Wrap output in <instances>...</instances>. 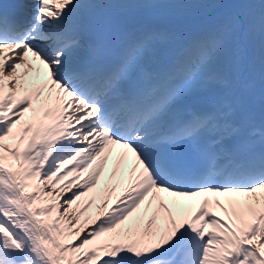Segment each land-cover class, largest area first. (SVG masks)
Returning a JSON list of instances; mask_svg holds the SVG:
<instances>
[{
	"label": "snow or ice",
	"instance_id": "1",
	"mask_svg": "<svg viewBox=\"0 0 264 264\" xmlns=\"http://www.w3.org/2000/svg\"><path fill=\"white\" fill-rule=\"evenodd\" d=\"M0 264H264V0L0 2Z\"/></svg>",
	"mask_w": 264,
	"mask_h": 264
},
{
	"label": "bare ground",
	"instance_id": "2",
	"mask_svg": "<svg viewBox=\"0 0 264 264\" xmlns=\"http://www.w3.org/2000/svg\"><path fill=\"white\" fill-rule=\"evenodd\" d=\"M119 149V148H118ZM110 164L108 163V165H107V171H106V173H105V176L101 179V185H100V187H101V189H103L104 187H105V183H106V177H107V174H108V171H109V169H110ZM128 168H129V166H128V164H127V160L123 163V164H121V166H120V169L121 170H123L124 172H126L127 170H128ZM116 178H118L119 180H120V172L118 171V173H117V175H116ZM114 180L115 179H113L112 181H111V183L110 184H112L113 182H114ZM29 183H33L32 181H29ZM95 192H96V190H93V192L92 193H89V195L87 196V197H84V198H82V201H81V207H84L86 204H87V202H88V200L89 199H91V198H93V196H94V194H95ZM121 192V190H120V188H119V186L116 188V192L115 193H111V197H112V199H113V197L116 195V194H118V193H120ZM165 199H167L169 202L171 201V197H167L166 195H165ZM101 201H100V198H96V204H99ZM182 204L183 203H185V202H181ZM96 204H94L93 206H92V208L91 209H89V213H87L88 215H94L95 214V211H96ZM142 210H143V206H142Z\"/></svg>",
	"mask_w": 264,
	"mask_h": 264
}]
</instances>
